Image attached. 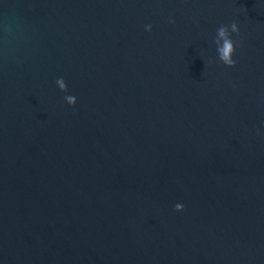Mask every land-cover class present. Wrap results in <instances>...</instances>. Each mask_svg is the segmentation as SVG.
<instances>
[{
    "label": "water",
    "instance_id": "water-1",
    "mask_svg": "<svg viewBox=\"0 0 264 264\" xmlns=\"http://www.w3.org/2000/svg\"><path fill=\"white\" fill-rule=\"evenodd\" d=\"M0 264H264V0H0Z\"/></svg>",
    "mask_w": 264,
    "mask_h": 264
},
{
    "label": "clouds",
    "instance_id": "clouds-1",
    "mask_svg": "<svg viewBox=\"0 0 264 264\" xmlns=\"http://www.w3.org/2000/svg\"><path fill=\"white\" fill-rule=\"evenodd\" d=\"M170 23H175L174 19H171L169 21ZM147 31H151L152 26L146 25L145 26ZM231 33H237L239 34V28L238 25L235 21L231 23V25H221L217 29V35L215 38V43L217 45V52H218V57L219 60L229 66H235L236 61L233 60V54L235 52V48L237 46L236 43L231 38ZM57 85L59 86L61 91L67 92V84L65 80L61 77L56 80ZM65 100L68 102L70 105H75L76 103V97L73 95H66ZM184 208V205L181 203H177L175 205V210L177 211H182Z\"/></svg>",
    "mask_w": 264,
    "mask_h": 264
}]
</instances>
